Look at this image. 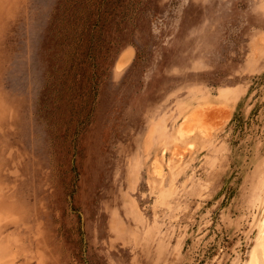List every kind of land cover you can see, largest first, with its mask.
<instances>
[{
  "label": "rangeland",
  "instance_id": "374dc122",
  "mask_svg": "<svg viewBox=\"0 0 264 264\" xmlns=\"http://www.w3.org/2000/svg\"><path fill=\"white\" fill-rule=\"evenodd\" d=\"M73 1L0 0V264H264V0Z\"/></svg>",
  "mask_w": 264,
  "mask_h": 264
},
{
  "label": "trees",
  "instance_id": "16d2710c",
  "mask_svg": "<svg viewBox=\"0 0 264 264\" xmlns=\"http://www.w3.org/2000/svg\"><path fill=\"white\" fill-rule=\"evenodd\" d=\"M76 1L77 0H74L73 2ZM149 2L150 0H145L144 3H141V0H137V3L136 0H100L98 4V11L94 14L90 10L92 6L91 0H84L83 5L87 7V10L83 21V30L86 31L91 29L92 27H98L102 30L113 23L115 16L127 12L131 6L135 5L133 9L138 12L136 8L138 5L143 4V6L146 7L149 5ZM139 12H141V10ZM93 15L96 16L95 22H92ZM75 69L76 68L72 66L69 68L70 72L75 71ZM77 70H80L79 72L80 74H82L85 71V67H77L76 71ZM93 87L95 89L96 86H89L87 91L90 92L91 90H93ZM88 112L89 111H86V114H88Z\"/></svg>",
  "mask_w": 264,
  "mask_h": 264
},
{
  "label": "bare ground",
  "instance_id": "6f19581e",
  "mask_svg": "<svg viewBox=\"0 0 264 264\" xmlns=\"http://www.w3.org/2000/svg\"><path fill=\"white\" fill-rule=\"evenodd\" d=\"M124 55H125V54H124ZM126 57H127V56H125V60H124L123 62H121V63L118 65L119 68L122 67V66L126 63L125 61L128 59V58L126 59ZM128 57H130V56H128ZM124 62H125V63H124ZM119 68H118V69H119Z\"/></svg>",
  "mask_w": 264,
  "mask_h": 264
}]
</instances>
